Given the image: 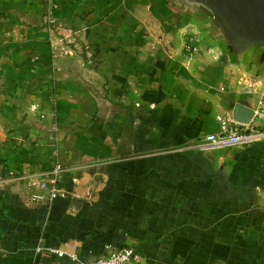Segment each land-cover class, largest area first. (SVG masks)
Listing matches in <instances>:
<instances>
[{"label": "crops", "instance_id": "1", "mask_svg": "<svg viewBox=\"0 0 264 264\" xmlns=\"http://www.w3.org/2000/svg\"><path fill=\"white\" fill-rule=\"evenodd\" d=\"M50 1L52 27L48 0H0V264H76L108 245L139 264H264V139L187 147L217 114L254 111L264 43L227 39L200 0ZM55 161L49 207L11 191Z\"/></svg>", "mask_w": 264, "mask_h": 264}, {"label": "built area", "instance_id": "2", "mask_svg": "<svg viewBox=\"0 0 264 264\" xmlns=\"http://www.w3.org/2000/svg\"><path fill=\"white\" fill-rule=\"evenodd\" d=\"M47 10L46 20L53 22L54 5L50 0H48ZM253 118L258 122H239L234 120L230 113L217 114L215 119L219 124V130L205 134L194 144L187 145V147L206 152L227 148H242L263 140L264 89L261 90L254 108ZM63 170L64 167L55 161L46 169L44 176L25 174L18 177L17 181L24 179L25 185L14 190L11 189V191L16 193L26 205L44 204L49 207L53 200L62 193L58 187V181ZM36 251L58 256L64 253L63 250L57 247L44 245H38ZM76 264H139V254L133 247L114 248L108 245L106 253L88 261H76Z\"/></svg>", "mask_w": 264, "mask_h": 264}, {"label": "water", "instance_id": "3", "mask_svg": "<svg viewBox=\"0 0 264 264\" xmlns=\"http://www.w3.org/2000/svg\"><path fill=\"white\" fill-rule=\"evenodd\" d=\"M200 1H205L212 7L225 28L226 38L236 45H241L245 41L264 43V0ZM241 111V107H235L231 114L233 119L249 122L253 116V110Z\"/></svg>", "mask_w": 264, "mask_h": 264}, {"label": "rangeland", "instance_id": "4", "mask_svg": "<svg viewBox=\"0 0 264 264\" xmlns=\"http://www.w3.org/2000/svg\"><path fill=\"white\" fill-rule=\"evenodd\" d=\"M53 12H52V14H53V17H54V21L53 22H48L46 20V24L48 25V27H52L54 25L55 16H54ZM47 13H48V10H47ZM47 13H46V15H47ZM73 37H74V35H72L71 33L63 34V33H56L55 32V33H52V34L49 33L48 40H49V42L51 44L52 41H53V38H54L55 40H58L59 43H61V44L63 43L64 45H67V47H68V45H73L74 44L75 46H73L72 49L75 50V51L79 50L81 52L83 50V45L82 44L80 45V43L78 44L77 41ZM182 37L184 38V43H183V46H182L183 52L189 54V56H190V54H192L194 52H198L200 50L197 34L192 33V32H190L187 29L183 33ZM61 52L64 55H69L70 53L72 54V52H71V50L69 48H62ZM205 52L210 53L212 56H215V53L213 52L211 47L206 48Z\"/></svg>", "mask_w": 264, "mask_h": 264}]
</instances>
